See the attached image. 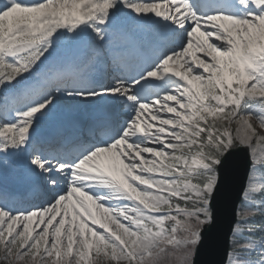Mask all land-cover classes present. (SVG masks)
<instances>
[{"label": "snow or ice", "instance_id": "6c2138e0", "mask_svg": "<svg viewBox=\"0 0 264 264\" xmlns=\"http://www.w3.org/2000/svg\"><path fill=\"white\" fill-rule=\"evenodd\" d=\"M97 63L130 70L88 86ZM239 149L223 264H264V0H0V162L24 156L45 196L0 193V264H195Z\"/></svg>", "mask_w": 264, "mask_h": 264}, {"label": "water", "instance_id": "95a60500", "mask_svg": "<svg viewBox=\"0 0 264 264\" xmlns=\"http://www.w3.org/2000/svg\"><path fill=\"white\" fill-rule=\"evenodd\" d=\"M220 172L222 175L223 171ZM244 175L245 170L240 176L238 173L231 174L225 179L229 191L214 197L212 201L214 222L204 229L195 264H223L225 261L227 238L234 221L235 206L243 189Z\"/></svg>", "mask_w": 264, "mask_h": 264}, {"label": "bare ground", "instance_id": "6f19581e", "mask_svg": "<svg viewBox=\"0 0 264 264\" xmlns=\"http://www.w3.org/2000/svg\"><path fill=\"white\" fill-rule=\"evenodd\" d=\"M21 164V163H19ZM5 167V166H4ZM3 168V167H1ZM0 168V184L4 186H13L16 184L17 180L20 179L19 171L15 173L14 171H7ZM248 177V175H247Z\"/></svg>", "mask_w": 264, "mask_h": 264}, {"label": "rangeland", "instance_id": "374dc122", "mask_svg": "<svg viewBox=\"0 0 264 264\" xmlns=\"http://www.w3.org/2000/svg\"><path fill=\"white\" fill-rule=\"evenodd\" d=\"M263 219H264V217H263Z\"/></svg>", "mask_w": 264, "mask_h": 264}]
</instances>
